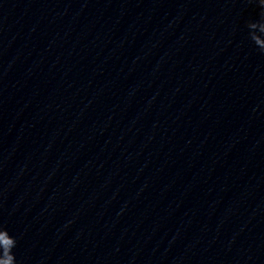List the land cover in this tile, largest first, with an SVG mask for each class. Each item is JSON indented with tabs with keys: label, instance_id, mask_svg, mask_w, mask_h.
Returning a JSON list of instances; mask_svg holds the SVG:
<instances>
[{
	"label": "clouds",
	"instance_id": "9594fccd",
	"mask_svg": "<svg viewBox=\"0 0 264 264\" xmlns=\"http://www.w3.org/2000/svg\"><path fill=\"white\" fill-rule=\"evenodd\" d=\"M253 26H255V25H253ZM257 42H259V40H257ZM0 242H2L5 246H7L8 244L12 243V241L7 238L6 234L3 236L2 239H0Z\"/></svg>",
	"mask_w": 264,
	"mask_h": 264
}]
</instances>
